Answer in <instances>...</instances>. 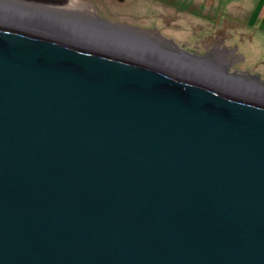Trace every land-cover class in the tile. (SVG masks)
I'll return each instance as SVG.
<instances>
[{"label": "water", "instance_id": "95a60500", "mask_svg": "<svg viewBox=\"0 0 264 264\" xmlns=\"http://www.w3.org/2000/svg\"><path fill=\"white\" fill-rule=\"evenodd\" d=\"M81 1L0 0V264H264L262 82Z\"/></svg>", "mask_w": 264, "mask_h": 264}, {"label": "rangeland", "instance_id": "374dc122", "mask_svg": "<svg viewBox=\"0 0 264 264\" xmlns=\"http://www.w3.org/2000/svg\"><path fill=\"white\" fill-rule=\"evenodd\" d=\"M91 1L103 18L159 32L179 52L215 60L264 85V0Z\"/></svg>", "mask_w": 264, "mask_h": 264}, {"label": "flooded vegetation", "instance_id": "af4514ba", "mask_svg": "<svg viewBox=\"0 0 264 264\" xmlns=\"http://www.w3.org/2000/svg\"><path fill=\"white\" fill-rule=\"evenodd\" d=\"M227 55H229V54H226V56H227ZM213 57H217L216 59H218V58H222V57H224V55L222 56V54H221V56H219V55L217 56V54H214ZM224 58H225V57H224Z\"/></svg>", "mask_w": 264, "mask_h": 264}, {"label": "bare ground", "instance_id": "6f19581e", "mask_svg": "<svg viewBox=\"0 0 264 264\" xmlns=\"http://www.w3.org/2000/svg\"><path fill=\"white\" fill-rule=\"evenodd\" d=\"M73 1H75V0H73ZM77 2H79V3H81L82 1L81 0H77ZM88 4V2L87 1H85V4H84V6L85 5H87ZM88 8V7H87Z\"/></svg>", "mask_w": 264, "mask_h": 264}]
</instances>
